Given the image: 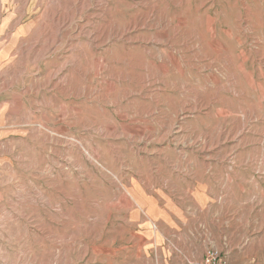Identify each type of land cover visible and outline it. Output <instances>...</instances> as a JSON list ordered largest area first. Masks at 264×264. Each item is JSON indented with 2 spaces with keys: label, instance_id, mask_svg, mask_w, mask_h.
<instances>
[{
  "label": "rangeland",
  "instance_id": "374dc122",
  "mask_svg": "<svg viewBox=\"0 0 264 264\" xmlns=\"http://www.w3.org/2000/svg\"><path fill=\"white\" fill-rule=\"evenodd\" d=\"M214 249L264 264V0H0V264Z\"/></svg>",
  "mask_w": 264,
  "mask_h": 264
},
{
  "label": "built area",
  "instance_id": "2783aa9c",
  "mask_svg": "<svg viewBox=\"0 0 264 264\" xmlns=\"http://www.w3.org/2000/svg\"><path fill=\"white\" fill-rule=\"evenodd\" d=\"M203 264H229L228 256L214 249L207 253Z\"/></svg>",
  "mask_w": 264,
  "mask_h": 264
},
{
  "label": "crops",
  "instance_id": "0c3cea01",
  "mask_svg": "<svg viewBox=\"0 0 264 264\" xmlns=\"http://www.w3.org/2000/svg\"><path fill=\"white\" fill-rule=\"evenodd\" d=\"M211 247H213V246H211ZM216 248V247H215ZM216 249H218V248H216ZM228 260L230 261L231 259H229L228 258ZM231 261H233V260H231ZM180 264H181V262H180ZM190 264H202V261L200 262V261H195V262H192V263H190ZM229 264H234V262H231V263H229Z\"/></svg>",
  "mask_w": 264,
  "mask_h": 264
}]
</instances>
